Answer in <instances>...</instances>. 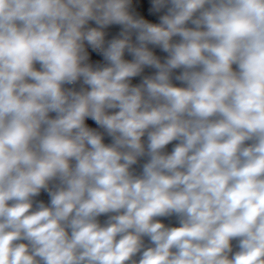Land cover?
I'll use <instances>...</instances> for the list:
<instances>
[{"label":"clouds","instance_id":"obj_1","mask_svg":"<svg viewBox=\"0 0 264 264\" xmlns=\"http://www.w3.org/2000/svg\"><path fill=\"white\" fill-rule=\"evenodd\" d=\"M0 264H264V0H0Z\"/></svg>","mask_w":264,"mask_h":264}]
</instances>
